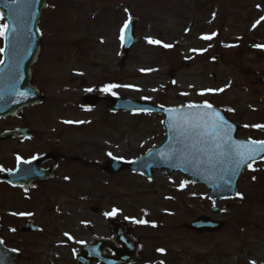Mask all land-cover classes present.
Masks as SVG:
<instances>
[{
    "label": "rangeland",
    "instance_id": "1",
    "mask_svg": "<svg viewBox=\"0 0 264 264\" xmlns=\"http://www.w3.org/2000/svg\"><path fill=\"white\" fill-rule=\"evenodd\" d=\"M132 16L139 20L138 43L121 62V31ZM262 17L264 0H48L39 24L44 49L35 69V85L47 102L27 114L28 124L46 135L31 147L5 146L0 160L57 148L80 157L73 168L81 186L30 199L5 194L2 241L24 254V264H76L80 243L111 238L115 218L140 244L138 264H264V162L242 175L243 199L218 204L181 173L158 171L152 182L129 171L110 175L102 170L109 159L136 160L162 144L163 117L112 115L107 102L92 111L82 108L87 94L130 96L166 107L207 101L230 114L241 138L259 140L263 135L254 126L264 125ZM212 55L223 61H211ZM108 84L133 87L113 89L115 95L100 91ZM89 88L93 91H85ZM64 120L73 123L55 141L47 133ZM214 205L230 211L212 216ZM113 209L115 216L106 215ZM199 216L224 221L225 228L205 235L186 230ZM26 218L41 232L21 235L17 227ZM140 220L148 223L134 222Z\"/></svg>",
    "mask_w": 264,
    "mask_h": 264
},
{
    "label": "water",
    "instance_id": "2",
    "mask_svg": "<svg viewBox=\"0 0 264 264\" xmlns=\"http://www.w3.org/2000/svg\"><path fill=\"white\" fill-rule=\"evenodd\" d=\"M48 0H0V14H3L4 20L11 27L15 26V39H9L5 44L4 62L0 66V117L18 116L23 108L39 105L44 101V94L33 86V70L39 61V55L42 49V37L39 32V22L48 5ZM138 20L131 18L129 28L124 35V55L122 61H126L129 51L136 45L135 27ZM11 35V32H10ZM211 60L222 61L219 56H212ZM264 82V78L262 79ZM21 93H27L22 96ZM85 107H94L102 101L101 97L85 96ZM202 105V104H201ZM186 106L165 108L154 104H147L136 101L131 98H115L112 100L110 111L117 113L137 112L146 114H157L164 116L163 126L165 127V141L155 149H151L141 159L136 161L124 162L111 160L104 167L107 173L119 174L124 170H132L141 176L152 180L155 171L169 170L168 175L174 172H180L187 175L193 184L200 183L211 191L212 200L227 201L237 197V186L241 175L249 164L260 162L264 158V153L258 154L253 160L248 161L239 170H235L234 165L225 161L222 164H216L213 168L206 161L198 149L189 147V153L196 156L192 160H181L179 158L167 159L161 156V152H168L170 146L183 147L184 144L192 145L198 143L195 135L191 138L181 133L178 129H173V118H179L182 114L190 110ZM215 110L232 125L231 138L248 146L250 140H242L237 137L238 126L232 124L226 115L216 107ZM169 109H176V112H169ZM21 133L11 134L14 137L21 136ZM19 134V135H18ZM180 141V143H177ZM53 155H44V157L33 160L31 163H20L18 169L12 173L0 175V182L7 181L14 185H29L34 181H45L52 178L55 169L43 171L41 169L44 161L52 159ZM212 211L227 212V208H215ZM97 212V210H94ZM223 222H214L210 218L200 217L196 221L188 222L186 229L196 233H218L224 227ZM114 226L113 238L111 240L101 239L91 244H82V251L76 255L78 264H135L140 261V247L138 243L129 236L125 224L118 220L112 221ZM22 233L39 231L33 222H28L25 226L19 228ZM111 250L113 255L105 253ZM18 252L10 251L0 242V264H16Z\"/></svg>",
    "mask_w": 264,
    "mask_h": 264
},
{
    "label": "snow or ice",
    "instance_id": "3",
    "mask_svg": "<svg viewBox=\"0 0 264 264\" xmlns=\"http://www.w3.org/2000/svg\"><path fill=\"white\" fill-rule=\"evenodd\" d=\"M18 2V0H15ZM259 7V6H258ZM4 16L0 14V21H3ZM261 19H264L262 17ZM131 23V17L125 22L123 29L121 31L120 39L123 42L124 32L129 28ZM11 32V35H10ZM16 28L15 26L11 27L8 24L0 23V38H4L6 41L9 39H15ZM205 40L212 39V36L203 37ZM149 43L160 44V41H153L152 39L148 40ZM163 47L170 48L172 45L164 44ZM264 47V46H261ZM4 49H0V52H3ZM3 63V61H0ZM175 83V82H174ZM119 87H133L131 85H118V84H108L105 88L100 89L102 92L110 93L115 95L113 89ZM87 92H92L93 89H85ZM212 91V90H209ZM219 91H223L220 89ZM204 93H201L203 95ZM22 96H26L27 93H21ZM147 99V97H145ZM189 112L182 114L179 118H173V124L171 127L173 129H178L181 133L191 138L195 135L198 143H193L192 145L184 144L183 147L170 146L168 152H161V156L167 159L179 158L183 160H192L196 156L192 153H189L188 149H198V152L206 157V161L213 168L216 164H222L225 161L234 165L235 170H239L244 164L248 161L253 160L258 154L264 153V140H252L248 146L234 142L231 138L232 125H230L223 116H221L213 107L211 103L207 101L204 104H189ZM176 109H169V112H176ZM228 111H233V109H228ZM65 123H73V121H65ZM82 123V122H81ZM244 127H249L245 125ZM256 128H264V125H255ZM180 143V141H177ZM111 155V153H109ZM115 159V158H114ZM17 160L22 163H31V161L22 160L21 157H17ZM251 167V165H248ZM255 170V169H253ZM0 171H4L3 168H0ZM185 185L189 181L183 182ZM241 199L243 196L237 193ZM116 209H113L112 212L106 213L108 216H115L117 214ZM15 215V213H14ZM135 223L147 224V221H134ZM155 227L156 225H152ZM71 239V237H69ZM163 253V249H160ZM163 264V262H161ZM252 264H255L253 261Z\"/></svg>",
    "mask_w": 264,
    "mask_h": 264
},
{
    "label": "flooded vegetation",
    "instance_id": "4",
    "mask_svg": "<svg viewBox=\"0 0 264 264\" xmlns=\"http://www.w3.org/2000/svg\"><path fill=\"white\" fill-rule=\"evenodd\" d=\"M4 45H5V39L4 38H0V49H4ZM2 54L3 52H0V61H2ZM1 64V63H0ZM33 109V108H32ZM48 114L49 112L52 111L51 109H48ZM28 110L24 109L22 111V114L20 115L19 118H13L12 116L7 117V118H0V151L3 150V148L5 146H11V145H17L18 147H31L32 143L37 142V141H41L43 139V137L46 135L45 132H43V134L39 133L36 129H34L33 125L31 126L30 124H28L27 122V114H28ZM229 118H231L230 114L228 113ZM65 121L68 120H64V123L60 124V126H57L58 128H52L51 130L53 131L52 134L47 133L50 135V137L55 140V141H60L65 132H68V130H65V128H70V126L68 125V123H65ZM65 127V128H64ZM28 128L29 131L24 134L25 137L21 138V139H4L2 138V135L4 133H10L12 131L15 130H21V129H25ZM263 135L262 138L259 139H264V134L260 133ZM30 137H32V139H30ZM24 153V154H23ZM28 154L27 156L25 155ZM44 153H57L58 154V161L56 162V164L58 165L57 171L55 173V177L49 181H45V183L43 182H34L30 185L31 189L27 190L26 187H19V186H11L5 182L0 183V200H3V196L9 192L13 193H17L20 196H22V198H28L30 199L32 196H34L35 194H39V195H45V194H54L56 193V191L60 190V189H71V190H78V188L81 186V184L78 183L80 175L78 173H76L75 169L73 168V164L76 165V163H81L80 158L76 159V158H72L68 153H62L60 151V149H52V148H47L44 150L43 153H37L35 152V150L32 151L30 150L29 152H22V153H18L17 157H21L24 160H32L35 157L44 155ZM12 155V154H11ZM14 155V156H13ZM11 156V158H1L0 160V166H2V168L8 171H12L16 168V164L19 162L16 158V155L13 154ZM73 162V163H72ZM54 166V162L52 161H48L44 163L43 169H48L50 167ZM2 202H0V206H1ZM34 220L32 218H26V220L22 223L24 224L27 220ZM5 222L6 220L4 219V217L1 215L0 213V231L3 232L4 230V226H5ZM24 256V254L21 256V258L19 259L18 263L20 264H24L22 261V257ZM30 262L29 264H32L33 262L31 260L27 261Z\"/></svg>",
    "mask_w": 264,
    "mask_h": 264
}]
</instances>
